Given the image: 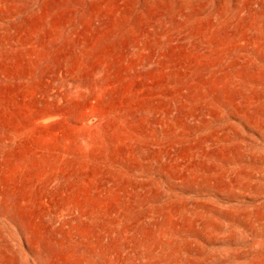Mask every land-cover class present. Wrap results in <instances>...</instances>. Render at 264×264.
I'll return each instance as SVG.
<instances>
[{
    "label": "rangeland",
    "instance_id": "1",
    "mask_svg": "<svg viewBox=\"0 0 264 264\" xmlns=\"http://www.w3.org/2000/svg\"><path fill=\"white\" fill-rule=\"evenodd\" d=\"M0 264H264V0H0Z\"/></svg>",
    "mask_w": 264,
    "mask_h": 264
}]
</instances>
